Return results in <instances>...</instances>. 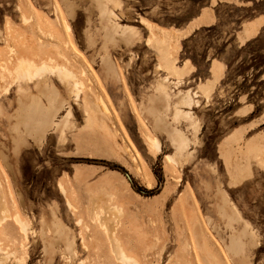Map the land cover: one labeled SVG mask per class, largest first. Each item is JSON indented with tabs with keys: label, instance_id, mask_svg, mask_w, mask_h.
Here are the masks:
<instances>
[{
	"label": "rangeland",
	"instance_id": "374dc122",
	"mask_svg": "<svg viewBox=\"0 0 264 264\" xmlns=\"http://www.w3.org/2000/svg\"><path fill=\"white\" fill-rule=\"evenodd\" d=\"M71 1L74 17L64 0H0V62H8L13 48V60L51 57L66 64L87 86L89 111L72 102L70 125L61 133L57 123L66 108L52 100L48 131L16 140V94L12 89L1 95L0 208L9 213L0 226V248L16 253L11 264H122L111 241L137 264H238L226 247L231 229L217 213L222 195L227 210L241 218L232 228L247 224L254 234L246 264H264V172L258 164L264 160V0H115L117 22L137 29L141 39L109 44V53L104 0L99 11L90 0ZM147 25L154 33L151 45ZM162 40L182 68L179 75L159 67L156 42ZM105 57L118 71L112 83L101 75ZM165 76L174 93H193L218 77L209 97L199 93V105L191 108L199 131L183 166L166 157L174 152L167 127L151 113L139 117L135 111ZM171 112L167 122L192 138L193 129L182 119L173 121ZM154 136L159 151L149 147ZM94 209L108 214L113 240L94 219ZM207 217L219 232L207 226ZM53 219L74 234L76 255L64 245L46 251Z\"/></svg>",
	"mask_w": 264,
	"mask_h": 264
},
{
	"label": "bare ground",
	"instance_id": "6f19581e",
	"mask_svg": "<svg viewBox=\"0 0 264 264\" xmlns=\"http://www.w3.org/2000/svg\"><path fill=\"white\" fill-rule=\"evenodd\" d=\"M108 1H110V0H108ZM96 3L98 4L99 0H96ZM101 3L102 2H100V4ZM113 3L115 4V1ZM100 4H99V6L101 7L102 4L101 5ZM103 9H105V8H103ZM105 12L107 13L106 18H109L111 16L115 17V13L112 10H110V8L108 10H106ZM100 13H102V12L100 11ZM106 18H105V20H110V19H106ZM107 24L108 23L105 21V27L104 28L106 30L105 33L108 35V37H110V35H112V33H115L117 28H122L124 30V32L127 34V36L130 38H135L138 35L137 29H135L132 26H128V25L122 26L115 21L112 23L111 26L107 25ZM63 28L65 30L70 29L68 23L65 20H63ZM104 28H102V29H104ZM147 28L149 30V37L148 38L146 37L147 43H149L151 45L153 43V40H154V33L150 31L149 25H147ZM102 35H104V34H102ZM105 37H107V36H105ZM105 37H103V38H105ZM154 44H155V42H154ZM156 44L160 48L159 54L162 55V60H159V67L164 69L167 72V74L179 75L182 68L179 69L175 65V63H174L175 60L173 61L172 56L168 53L169 45L164 40H162L160 42H156ZM67 45H69V42L67 43ZM14 52H15V50L13 48H9L8 62H2L3 59L1 58L2 61L0 62V95L7 93L9 91V89L14 85H21V84L29 83V82L34 83L36 85V87L38 88L39 92H42L43 95L45 96V98L47 97L46 99L48 102H51L53 100V101L57 102L59 106H61V107L63 106L66 108V113L64 115H62V119L60 120V123H57V121H55L58 125V128H60L61 133L66 127H68L70 125V118L72 117V102H73V104L81 107L83 109L84 113L88 114V112H89L88 108H87L88 104H87L85 94H84V92H85L84 90L87 86H86L84 80L81 77H78V74L75 73V71L68 68L66 64L59 63L51 57L44 59L42 61L39 60V62H36V61H33L32 59H27L22 55L21 56L16 55V58L13 60L12 57L13 56L15 57V55H13ZM101 62L102 63H101L100 69L102 72L101 75L104 78V82L107 80V81H110L112 83L113 81H115L118 78V71L116 69L114 62L112 60H110L108 57L102 58ZM83 75H85L84 70H83V72H81V76H83ZM180 77H181V75H180ZM54 80L59 81V84H61L64 88V92H62L60 90V88L57 86V84ZM168 82L169 81H168L167 76L161 78L155 85V90H154L155 93H157L159 95V97H161V99H163L164 105L167 108L169 107L168 101L170 99H172V95H174V94L177 96L179 95V101L174 103V105L172 107V110H173L172 119H173V121H178L180 119L186 121L188 123V126L192 127L193 130L195 131V134H196V130L198 128V123L195 120L193 113L191 111H189V109H185V108H189L192 104H194L192 97H191V92L189 90H186V91L179 90L177 93H174L173 91H171V88H170ZM179 83L180 82L178 81L176 83V85H178ZM211 84L212 83H210L209 85H201L200 84V85H198L199 86L198 88L200 89V92L207 95L212 90V89L210 90V88H212V86H210ZM23 95H24V93H23ZM193 95H195V94H193ZM155 97H152V98H155ZM156 98H158V96ZM31 99H32V101L30 100L29 103L32 106L38 105L39 109H44V110L47 109L46 111H48V112L51 111L50 108H52L54 110V106H51L50 103H48L47 106L42 105L37 96H33ZM20 105H22V103ZM195 105H196V103H195ZM29 106H28V108H29ZM23 107H26V106L24 105ZM33 108L34 107H32L31 109H33ZM103 108L105 110H108V108L106 106H103ZM31 109H29V111ZM18 110L20 111V108ZM22 111H24V110H22ZM37 111L40 112V110H37ZM135 111L138 113V116L140 117L141 111L138 110V108ZM39 112H37V114ZM45 113H47V112H45ZM40 114H44V113L40 112ZM40 114H38V115H40ZM26 115L27 114H25V116ZM44 115H47V114H44ZM156 117L158 118V116H156ZM50 118H52V117H50ZM158 120H159V118H158ZM50 121L52 122V120H50ZM160 121L162 122V124H164L165 127H167L166 133L168 134V136L170 138V141L172 143L171 145H173V147H174V152L171 154H168L166 157L174 165L182 166L185 163V161L192 154V152H189V150H188V147L190 146L192 141L180 128H178L176 126L175 127L171 126L167 122L166 118L161 119ZM48 122H49V120H48ZM71 125H73V124H71ZM148 141H149V147L151 149H154L156 151L160 150L161 143L157 137H155V136L149 137ZM185 150H188V153L184 155L183 152ZM258 164L264 172V160L259 159ZM234 182H235V180H234ZM63 189H64V187H63ZM63 189L60 188V192L62 194H64ZM2 191H3V189H2ZM3 194H4V192H3ZM2 196H4V195H2ZM3 201H5V200H3ZM223 202H225V201H223ZM3 203H5V202H3ZM7 203L5 204L6 207H7ZM67 206L71 207L70 202H67ZM109 207H107L106 209H108ZM110 208L112 209L113 207H110ZM106 209H104V210H106ZM7 211H8V209H7ZM93 211H94V219L98 221L99 225L102 227L101 229H104L105 233L107 234L108 239L110 237L109 240H111L112 239L110 236V234H111L110 230L111 229H109L110 219H107V217H106L108 214L107 215L101 214V212L103 213V209L102 210L100 209L98 211H97V209H94ZM7 213H9V211L6 212V209L0 208V226H1L2 222L3 223L5 222V219L8 216ZM10 215H12V214H9V216ZM112 216H115V215H112ZM118 216H120V215H118ZM19 218H20V216H19ZM226 218L228 219L230 217L226 216ZM12 219H14V218H12ZM205 221L207 223V220H205ZM77 222H78V224H80L81 220H77ZM26 224H27L26 222L21 223V230L23 231V234L25 235V239L28 237V235H27L28 234V225H26ZM58 225H59V234H60L59 236L64 243L65 249L67 251L71 250V254L76 255L75 254L76 251L74 248V245H75L74 236H73L74 234L72 233V236H71V234L69 233V229H67V230L64 229L65 227L63 228L61 222H59ZM112 225H115V224H112ZM19 226L20 225H18V227ZM207 226H208V223H207ZM114 229H115V227H114ZM112 232H114V231H112ZM41 233H42V231H41ZM115 238H116V236H115ZM82 240L84 241V239H82ZM231 240H232V238H231ZM229 245L231 246V244H229ZM85 246L86 245H84V247ZM234 246H233V250H235L237 248V247L234 248ZM86 248L87 247H85V249ZM111 248H112V251L114 252V255L116 256V258L122 264H137L138 263V262H135L132 259H130L128 257V255L126 256L123 249H121L120 243L118 244L115 241H111ZM230 249H232V248H230ZM237 249L235 250V253L237 252ZM7 250H9V249H7ZM7 252H5L4 250H2V248H0V262L2 260H10V264H11L12 260L15 261L14 256L16 255V253L14 255L13 253H7ZM233 253H234V251H233ZM208 260H209V258H208ZM83 261L84 260L81 259L78 262V264H84ZM19 262H20V260H19ZM16 263H17V261H16ZM21 263H22V260H21ZM211 263H212V261L210 262V264ZM216 264H218V263H216Z\"/></svg>",
	"mask_w": 264,
	"mask_h": 264
},
{
	"label": "crops",
	"instance_id": "0c3cea01",
	"mask_svg": "<svg viewBox=\"0 0 264 264\" xmlns=\"http://www.w3.org/2000/svg\"><path fill=\"white\" fill-rule=\"evenodd\" d=\"M110 1L104 0V5H105V8H106L105 10H108L110 8V10H112L114 12V10L112 8V5H115L113 3L115 0H110ZM90 2L93 5V7L96 9V11H99L98 10V4L96 3V0H90ZM63 5H64V7L68 8V10H69L68 11V14L69 15L71 14L72 17H74V15H75L74 3L71 0H64ZM16 10L18 11L17 5H16ZM106 17H107V13L105 15V18ZM116 17L117 16L115 14V17H112L111 16L109 18H106V19H110V20H105V21L108 23V25L111 26L114 21L117 22ZM197 18H201V16H198ZM249 22H253V21H249ZM117 23H119V22H117ZM120 25H122V24H120ZM122 26H125V25H122ZM128 26H130V25H128ZM124 33L125 32H124V30L122 28H117V30H116L115 33H112V35H110V37L107 36L106 39H105V44H104L106 50L104 52L109 53V50H108L109 44H113L114 45V44H117V43L121 42V43H124L125 45H129V44H132L134 41L136 42V41H139L141 39V36H140V33L139 32H138L137 37H135V38H130V37L127 36L126 33L125 34ZM250 37H248V38H250ZM0 38H4L3 30H0ZM248 38H246L244 41H242V44ZM92 44H94L93 38H92V36L90 34H88V46L89 47H92ZM187 61L188 60H186L185 62H187ZM216 67L217 66H215V65L212 67L213 68L212 69L213 70V73H214V69ZM217 80H218V77L216 78V76H215V78L213 80H211L210 83H212V84L210 86H212V88H210V90L213 89V85L215 84V82ZM168 81H169V79H168ZM168 83H169V86L172 84L171 82H168ZM210 83H200V84L201 85H209ZM56 84H57L58 87L60 86L58 83H56ZM200 84H198V85H200ZM198 87L199 86H197V89H198L197 91H195L193 93L191 92V97H192V100H193L194 104H192L189 108H185V109H189V111H191V108L193 106L196 107V106L199 105V99H197V97H199L198 94L200 93V95H202V96L205 95L202 92H200V89ZM12 89L14 90V92L16 94V100H17V110H16V113H17V115H16L17 122L15 124V132H17L19 134H18V138L16 140H20V139L23 140V137H21V135H20V134H23V133H27V134H38V135H41V137H42L48 131V129H49V125H50L49 112L46 111L47 109L46 110L39 109L38 108V105H36V106L33 105L32 106L29 103V101L30 100L32 101L31 98L33 96H37L39 98L40 103L42 105L47 106V104H48V101L46 99L47 97L45 98V96L43 95V93L42 92H39V90L36 87V85L34 83H32V82L24 83V84H21V85H14V86H12L9 89V91L7 93H5L3 95H7ZM210 92H209V94H210ZM23 93H24V95H23ZM193 94H195V95H193ZM209 94L205 95L206 98L209 97ZM153 95L149 96L147 103L144 104V105H142V107L140 108V111H142V113H145V114H147V113L150 114L151 113L152 117L155 118L156 120H158V118H159V120L166 118V116L168 115V111H170V110L172 111L171 112V116H172V114H173L172 107H173L174 103H176V102L179 101V95L178 96L175 95V94L172 95V99H170L168 101L169 102V107L168 108L164 105L163 99H161V97H159V95L157 93L154 92ZM155 96L156 97L158 96V98H156ZM0 97H1V95H0ZM152 97H155V98H152ZM174 97H177V99L176 100H173ZM21 103H22V105H20ZM195 103H196V105H195ZM157 104L160 105V107L157 106ZM24 105L26 107H23ZM27 105L28 106L30 105L29 108H28ZM32 107H34L35 109L34 108H33L34 110L31 109ZM19 108H20V111L18 110ZM29 109H31V110L29 111ZM22 110H24V111H22ZM37 110H40L41 113H44V114H47V115L40 114V112L37 111ZM37 112H39L38 114H40V115H38ZM45 112H47V113H45ZM25 114H27L28 116L27 115L25 116ZM156 116H158V118ZM48 120H49V122H48ZM161 125H164V124H162V122H161ZM154 126L157 127L158 126L157 123H154ZM21 127H23L24 130L21 129ZM198 131H199V125H198V128L196 130V134L198 133ZM196 134H195V131L193 130V136H192V138H190L188 136L191 139L192 142H195L196 141ZM167 137L169 139L170 144H172L171 141H170V138H169L168 134H167ZM171 146L173 147V145H171ZM189 147H188V150H189ZM191 156H192V154H191ZM190 157L185 161V163H187V161L190 159ZM3 160L6 162V160L4 159V157H3ZM6 164H7V162H6ZM222 197H223L222 198L223 201H225V197L223 195H222ZM217 213L220 216V218L226 220L227 227H229V229H231L230 230V234L227 237L228 240L226 242V247H228L227 249H228V253H229L230 260H232V261H234L235 263H238V264H246L247 261H248V256H247V252H248L247 249H248V247H247V245H249V244L252 243L254 234L252 232H250L247 224H244L243 225L244 227H242L241 230H237L234 227L232 228L233 223L234 222H239L241 220V218L236 213L235 214H232V213H230L227 210V208H226V201L225 202H222V204H218V206H217ZM226 216H228L230 218L227 219ZM206 219H207L208 224L210 225V227L212 229H214V230H216V231L219 232V228H218L217 224H215L214 221L210 217H207ZM58 223H59V221H56V220L53 219L51 225H48L47 226V231H51L52 230V232H53L52 237H50L51 240L46 245V251L51 252V253L54 252V250L56 249V246L60 245L58 247V249H61V246L64 245L62 239L59 236L60 234H59V225H58ZM222 237L225 238V236H222ZM231 238H232V240H231ZM229 244H231V246ZM233 246H234V248H236V247L238 248V249L236 248L237 249V252L236 253H235V250L236 249L233 250ZM230 248H232V249H230ZM233 251H234V253H233Z\"/></svg>",
	"mask_w": 264,
	"mask_h": 264
}]
</instances>
